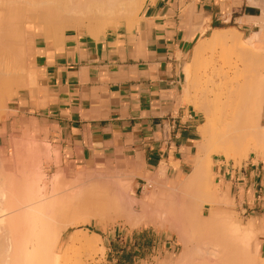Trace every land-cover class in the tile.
Listing matches in <instances>:
<instances>
[{
  "label": "crops",
  "instance_id": "crops-1",
  "mask_svg": "<svg viewBox=\"0 0 264 264\" xmlns=\"http://www.w3.org/2000/svg\"><path fill=\"white\" fill-rule=\"evenodd\" d=\"M260 13L248 0H148L141 19L108 25L97 36L84 30H66L61 39L26 36L24 70L0 88V174L22 167L30 178L32 170L24 169L30 148L37 157L32 164L38 159L50 180L61 172L72 180L103 171L112 181L130 179L140 193L147 179L167 187L182 181L192 171L205 120L183 99V63L213 30L251 33ZM219 155H212L214 184L264 238V158L249 154L235 166ZM153 225L122 223L131 232ZM120 253L106 263L136 262Z\"/></svg>",
  "mask_w": 264,
  "mask_h": 264
},
{
  "label": "bare ground",
  "instance_id": "bare-ground-1",
  "mask_svg": "<svg viewBox=\"0 0 264 264\" xmlns=\"http://www.w3.org/2000/svg\"><path fill=\"white\" fill-rule=\"evenodd\" d=\"M146 1L0 0V88L23 72L26 36L41 32L61 39L66 30L97 36L119 20L141 19ZM32 17L37 29L27 23ZM253 21L258 27L246 38L236 28L213 30L183 63V99L205 115L198 153L185 179L171 187L154 183L138 197L130 179L111 181L110 187L90 178L92 173L67 181L59 173L50 180L54 196L44 199L35 183L40 177L0 174V264H84V257L92 259L101 250L99 234L81 228L92 220L102 226L121 220L130 228L149 222L168 227L183 249L155 264H264V256H257L260 230L253 219L240 222L232 210L216 208L234 198L218 189L211 171L213 154L240 163L250 152H264V47L259 46L264 44V8ZM27 150L32 159L27 158V167L17 163L35 171L38 159L32 164L37 157ZM205 204L214 206L208 214L202 213ZM69 227L75 229L61 245Z\"/></svg>",
  "mask_w": 264,
  "mask_h": 264
},
{
  "label": "rangeland",
  "instance_id": "rangeland-1",
  "mask_svg": "<svg viewBox=\"0 0 264 264\" xmlns=\"http://www.w3.org/2000/svg\"><path fill=\"white\" fill-rule=\"evenodd\" d=\"M149 1L153 2L154 0H149ZM146 4H148V0L146 1ZM254 4L260 6L259 8H261V9L264 8V1L263 0L262 1L261 0H254ZM28 22H30V23H32V25L36 26V29L39 27L38 24L35 23L34 17L30 18L27 21V23ZM122 22H124V21L119 20L117 23L121 24ZM254 22L258 25V22H256V21H254ZM255 28H257V27H254L252 29H255ZM252 32L250 33V31L247 32V31L242 30L239 32V34H240L241 38H244V37L246 38L249 35H251ZM226 46H227V44L225 45V47ZM259 46H260V48H263L264 44H260ZM219 49L220 48H217L216 51L214 50V52H213L216 56H217V54L220 53ZM208 53H211V52H208ZM206 55H209V54L206 53ZM215 55H214V57L216 60L217 58ZM217 63H218V61H217ZM229 73H230V75L232 74L231 71H229ZM214 80L219 81V79L217 77H214ZM22 82H23V80H22ZM214 83H216V82H214ZM256 153L259 156H255L253 152H250L249 154H253L255 158H264V152L261 151L260 148L257 149ZM249 154L242 161L246 160L248 158ZM230 161H232L235 166H239L242 163V161L240 163H236V160H233V159H230ZM93 172H96L95 174L97 176ZM93 172H89V173L90 174L92 173L95 176V178L92 174L90 175L91 177L88 174V176L90 178H92L93 180L95 179V180L102 182V183L106 182L108 185H110V183L113 182L112 180H109L107 178V175H105V173H102L99 171H93ZM63 173H66V172H61V176L63 177L62 180L67 181V179H65L66 175ZM20 174H22V171H16V172L12 173V175H14V176H20ZM39 175H42V178ZM32 177H36V179L40 177V179H37L35 183L37 185L36 186L37 188L38 187H39V189L41 188L40 191L42 190L41 193L44 195L43 198L44 197L45 198L50 197V194H53L51 191L54 189L51 190L52 187L50 185V179L47 178L44 174L40 173V169L36 168L35 171H31V178ZM96 177L98 179H96ZM37 181H38V183H37ZM154 183L155 182L153 180L147 179V182L143 185L142 193H140V190H141L140 188L137 191H133V192L136 196L140 197V196L144 195L146 193V191L152 190L153 187L156 185ZM157 183L159 185L158 188L165 185V183H162L159 181ZM108 185H107V188H108ZM111 186H113V185L111 184L110 187ZM156 190H158V189H156ZM53 196H54V194H53ZM212 207H214V206L205 204L202 208V213H204V214L210 213ZM233 207H234V199H233V202L229 206H224V207L219 206L216 208H218L219 210H232L234 215H235L236 212L234 211ZM242 215H243L242 212L236 213V218L239 219L240 222H243L240 219V218H242ZM119 221H121V220H114L113 222H110L107 225L102 226V225L96 224V222L94 220H92L91 222H89L85 225H81L82 227L79 226L81 228H84L89 233L95 232V233L99 234V236H100V241H99V245L101 247L100 252H98V254H96L94 257H92V259L84 257V259H85L84 264H107L106 262H109V261L113 263L114 260L117 258V256H119L120 254H123V253H120L121 250H124L126 252L124 254H127V256H137V258H135L136 262L133 264H155L156 259L162 258V257L167 256L169 254L171 256H177L179 254V252H181L183 249V245L179 242L175 233L172 232L168 227L159 226L160 224H158L159 227L154 226V225H153L154 227L153 226H147V227H143L139 230H134L133 232H131V231H128L127 229L123 228V226H122L123 221L120 222L121 224L119 223ZM149 225H152V224H149ZM74 229H75V227L74 228L69 227L62 233L61 242H60L61 245L66 241L67 237L69 236V234ZM257 256H260V257L264 256V238H260V250H259Z\"/></svg>",
  "mask_w": 264,
  "mask_h": 264
}]
</instances>
